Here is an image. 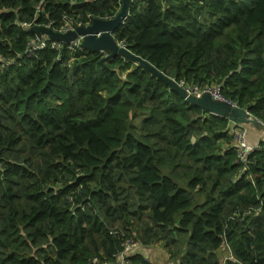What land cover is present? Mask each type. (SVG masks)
Wrapping results in <instances>:
<instances>
[{
  "label": "trees",
  "instance_id": "1",
  "mask_svg": "<svg viewBox=\"0 0 264 264\" xmlns=\"http://www.w3.org/2000/svg\"><path fill=\"white\" fill-rule=\"evenodd\" d=\"M121 6L0 0V264L109 262L125 238L172 264H264V141L241 161L230 118L128 58L27 54L35 27ZM115 38L264 125V0H133Z\"/></svg>",
  "mask_w": 264,
  "mask_h": 264
},
{
  "label": "water",
  "instance_id": "2",
  "mask_svg": "<svg viewBox=\"0 0 264 264\" xmlns=\"http://www.w3.org/2000/svg\"><path fill=\"white\" fill-rule=\"evenodd\" d=\"M132 1L133 0H121V9L114 18L110 20L95 18L92 20V23L89 26H79L66 34L55 32L52 29L43 26L35 27L34 32L36 34H46L53 41L66 43L76 40L80 35H85L82 46L86 50L95 52L106 51L109 53V55L103 60L117 55L128 58L143 69L148 70L162 78L185 100H187L192 105L201 107L204 111H207L213 115L230 118L231 121L242 124L250 122L259 123L257 120L249 118L248 114H246L242 108H232L226 104L215 102L209 95H204L201 98L189 96L188 93L174 79H171L162 72L158 71L147 60L135 55L127 47L120 46L114 36V32L119 28L120 25L124 24V21L129 14V6ZM100 32L102 34L97 36V34Z\"/></svg>",
  "mask_w": 264,
  "mask_h": 264
},
{
  "label": "built area",
  "instance_id": "3",
  "mask_svg": "<svg viewBox=\"0 0 264 264\" xmlns=\"http://www.w3.org/2000/svg\"><path fill=\"white\" fill-rule=\"evenodd\" d=\"M110 19L112 18H108V17L105 18V20H110ZM91 23H92V20H90L84 25L79 24L78 26H76L72 24V22L68 18L65 17L63 19V24L59 26H56L55 22L53 21H51L48 24H43L39 26L50 28L53 31L61 33V34H66L79 26L87 27ZM26 27L32 29L31 25H27ZM101 34L102 33L100 32L97 34V36H100ZM114 36H115V32H114ZM84 38H85V35H80L76 40L70 43H66V42H60V41H53L48 37V35L43 34V33L35 34V36L28 43L27 54L29 56L37 55L38 52L44 51L47 48L60 51L64 46H68L70 49L75 50V51L84 50L85 48L82 46V42ZM118 44L122 47H126L125 43L123 42H118ZM101 53L103 54L104 58H106L109 55V53L106 51H101ZM177 83L188 93L189 96L201 98L204 95H209L212 97V99L215 102L226 104L232 108H241L237 103L224 97L220 85H203L199 83L198 84L188 83L186 81H181ZM243 110L246 112V114H248L249 118L254 119L253 115L250 112H248L245 109ZM258 122L261 123L260 121ZM233 123L235 126L233 129L234 140L238 146L241 161H245L256 147L248 143L246 127L244 125L237 124L235 122ZM261 125H263V123H261ZM121 246H122V250L120 251V253L117 254L115 260L107 262V261H98L97 259H94L93 264H134L131 258L135 255V251H137V249L141 246L140 243L135 241L132 238H125ZM229 256H230V253L229 255L226 256V258Z\"/></svg>",
  "mask_w": 264,
  "mask_h": 264
},
{
  "label": "crops",
  "instance_id": "4",
  "mask_svg": "<svg viewBox=\"0 0 264 264\" xmlns=\"http://www.w3.org/2000/svg\"><path fill=\"white\" fill-rule=\"evenodd\" d=\"M252 127H258V126L257 125H253V122L248 123L246 125L248 142L250 144H253V145H259L260 142L264 141V126H263V129L261 128L262 132H259L257 130L255 131L256 137L257 138L260 137L257 140L250 139V133H251ZM158 246H160V245L155 244V245H152L150 247H141L140 246L137 249V251H135V255L134 256L135 257L140 256L141 258H144L145 260H148L150 262V264H156V259L157 258H154L153 254H156L158 252ZM166 255H167V253H166ZM226 255H229V253L227 252Z\"/></svg>",
  "mask_w": 264,
  "mask_h": 264
},
{
  "label": "rangeland",
  "instance_id": "5",
  "mask_svg": "<svg viewBox=\"0 0 264 264\" xmlns=\"http://www.w3.org/2000/svg\"><path fill=\"white\" fill-rule=\"evenodd\" d=\"M232 122H235V121H232ZM235 123L242 125V123H238V122H235ZM244 124H246V123H244ZM256 130L259 131V132H262L261 129H260V127H252L251 133H250V139L257 140L258 138H260V137H258V138L256 137V135H255V131ZM251 145H253V144H251ZM227 252L228 251L225 250V255H226ZM153 257L154 258H157L156 259V264H172L170 262V260H169V257L166 255L165 248L162 245L158 246V252L156 254H153Z\"/></svg>",
  "mask_w": 264,
  "mask_h": 264
}]
</instances>
